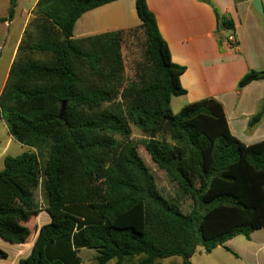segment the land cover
I'll list each match as a JSON object with an SVG mask.
<instances>
[{
  "label": "trees",
  "instance_id": "16d2710c",
  "mask_svg": "<svg viewBox=\"0 0 264 264\" xmlns=\"http://www.w3.org/2000/svg\"><path fill=\"white\" fill-rule=\"evenodd\" d=\"M114 1L37 0L10 66L0 118L31 152L3 160L0 241L23 245L31 217L41 211L49 217L19 264H82L81 249L94 251L96 264L174 258L189 264L199 244L210 253L264 229V141L245 145L235 138L213 98L172 112V97L186 94L185 67L171 61L146 0L134 3L140 24L133 30L142 34L144 50L132 81L123 79V31L73 38L84 13ZM199 1L213 8L217 28H232L210 0ZM15 5L9 0V19ZM254 81H264V70L247 71L237 89ZM262 117L264 100L249 127ZM129 120L144 133L156 168L190 199L187 213L158 190L128 141ZM6 257L0 249V259Z\"/></svg>",
  "mask_w": 264,
  "mask_h": 264
},
{
  "label": "crops",
  "instance_id": "0c3cea01",
  "mask_svg": "<svg viewBox=\"0 0 264 264\" xmlns=\"http://www.w3.org/2000/svg\"><path fill=\"white\" fill-rule=\"evenodd\" d=\"M36 1L25 9L22 0H16L14 14L9 19V0H0V19H4L0 21V50L1 45L8 49L7 60L2 65L5 68L0 74V94L24 30L33 18ZM251 1L210 0L219 14L232 22V28L225 29L217 28L213 8L199 0H146L160 35L167 43L171 61L185 67L180 83L186 91L182 96L186 102L181 108L205 98L217 100L223 107L231 134L245 145L264 141V117L249 127L250 119L264 100V81H254L237 89V82L247 71L264 70V19L254 10ZM260 1L264 7V0ZM134 3L135 0H117L84 13L75 23L73 38L134 29L140 24ZM0 121L7 134L0 153L3 164L6 157L3 153L14 143L19 146L14 147L19 148V154L28 147L17 143L8 134L4 121L1 118ZM39 218L42 219L40 224ZM48 222L49 217L43 211L31 217L27 223L32 225L34 233L23 245H8L16 249L9 264H19V260L28 256L36 229ZM8 258L7 254L4 259Z\"/></svg>",
  "mask_w": 264,
  "mask_h": 264
},
{
  "label": "rangeland",
  "instance_id": "374dc122",
  "mask_svg": "<svg viewBox=\"0 0 264 264\" xmlns=\"http://www.w3.org/2000/svg\"><path fill=\"white\" fill-rule=\"evenodd\" d=\"M35 0H22L23 8L29 9L31 4ZM79 25L76 26V29ZM75 35L78 36L77 30H75ZM7 47L1 45L0 50V74L3 72L5 65L3 62L7 60ZM144 45L143 36L139 31L130 29L128 31H123V38L121 42V55L123 59V79L125 82L132 81L134 79L135 68L138 64L142 62ZM186 102V98L172 97L171 99V110L174 114L178 113L181 109V105ZM128 128L130 130V136L128 141L137 147V151L140 157L143 159L146 167L150 170L154 176L156 186L161 194L169 199L175 200L179 203L181 210L187 213L191 207V201L188 197L181 195L180 191L177 189L176 185L170 183L166 178L165 174L159 171L154 163L151 161L148 154L145 152L142 145L143 139H145L144 133L139 130L132 121H128ZM117 141H120L119 136L115 137ZM7 134L2 121H0V153L6 142ZM14 143L7 153H3L6 156L18 155L20 150L14 149ZM24 149L25 152H31V150ZM3 168L2 160L0 159V171ZM37 202L42 206V197L40 191L35 192ZM44 212V211H43ZM45 214V212H44ZM41 218L38 219L40 224ZM28 224V223H26ZM46 224V223H45ZM31 228V234L33 235L32 225L28 224ZM12 244L4 243L0 241V249L9 255L8 259H0V264H9L13 261L14 255L16 254V249L14 246H8ZM229 249L230 251L226 250ZM79 257L82 264H96L94 261V251L89 249H81L79 251ZM171 261V262H169ZM181 262L180 258H174L169 260H163L159 264H178ZM108 264H114V261H110ZM189 264H264V229H258L253 232L252 238L250 240L245 239L243 236H236L231 240L225 242L223 246H219L213 249L210 253H205L203 247L199 244L196 246L194 253L189 258Z\"/></svg>",
  "mask_w": 264,
  "mask_h": 264
},
{
  "label": "water",
  "instance_id": "95a60500",
  "mask_svg": "<svg viewBox=\"0 0 264 264\" xmlns=\"http://www.w3.org/2000/svg\"><path fill=\"white\" fill-rule=\"evenodd\" d=\"M251 5L254 8V10L262 17V19H264V7H262L261 1L260 0H252ZM64 109H65V103L63 102L61 104L59 114H58L59 120L63 119Z\"/></svg>",
  "mask_w": 264,
  "mask_h": 264
},
{
  "label": "built area",
  "instance_id": "2783aa9c",
  "mask_svg": "<svg viewBox=\"0 0 264 264\" xmlns=\"http://www.w3.org/2000/svg\"><path fill=\"white\" fill-rule=\"evenodd\" d=\"M230 40H231L232 42H234L232 38H230Z\"/></svg>",
  "mask_w": 264,
  "mask_h": 264
}]
</instances>
